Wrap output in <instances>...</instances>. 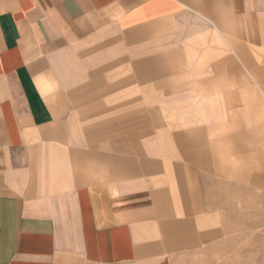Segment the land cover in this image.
<instances>
[{"label":"crops","instance_id":"1","mask_svg":"<svg viewBox=\"0 0 264 264\" xmlns=\"http://www.w3.org/2000/svg\"><path fill=\"white\" fill-rule=\"evenodd\" d=\"M264 220V0H0V264H226Z\"/></svg>","mask_w":264,"mask_h":264},{"label":"rangeland","instance_id":"2","mask_svg":"<svg viewBox=\"0 0 264 264\" xmlns=\"http://www.w3.org/2000/svg\"><path fill=\"white\" fill-rule=\"evenodd\" d=\"M243 239L231 247L226 264H264V220L259 230L245 229Z\"/></svg>","mask_w":264,"mask_h":264}]
</instances>
